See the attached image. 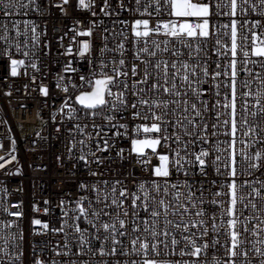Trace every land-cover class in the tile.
<instances>
[{"label": "built area", "instance_id": "2783aa9c", "mask_svg": "<svg viewBox=\"0 0 264 264\" xmlns=\"http://www.w3.org/2000/svg\"><path fill=\"white\" fill-rule=\"evenodd\" d=\"M7 2L8 0H0V37H2L0 38V145H2L0 147V157L3 158L0 159V264H34L37 257L43 259L46 264H51L52 261H55V264H85V262L87 264H117V262L119 264H132L133 261L136 264H142L143 254L133 252L130 241L137 236L151 241L150 232L153 227L158 233L167 230L170 236L167 238L168 248H165L163 243L159 244V255H154L150 250L149 258L181 262L203 261L206 264H212L214 258L228 259L224 255V248L221 246L227 239L223 228L218 233L221 243L217 244L215 248L211 246V238L214 233L209 228L207 253L202 252L198 257L182 256L180 254L182 249L185 252L191 251V246L185 247L186 242L182 237L195 233L194 238H196L199 236V230L192 228L186 232L175 229L172 225H168L166 228L163 209L159 206L156 210L160 211L161 215L155 225H153V220L150 217L148 218V224L145 225L143 219L148 216V213L137 208L138 216L133 218L130 203L126 200L125 208L129 209L128 217L121 214V218L125 219V226L120 229L117 223V228L127 234L125 236L117 235L116 240L119 243L116 244L112 243L111 237L109 240L104 241V236L107 233L102 228L99 233L96 231L101 222L111 223L114 217L102 216L101 221L95 222V228L82 218V214L76 210V201L81 196L92 198L93 206L97 210L103 208V203L97 204L95 202L96 193L92 190V185H97L102 190L100 192L101 200H103V193L111 188L115 180H120L121 186L126 187L130 192H137V195H141L142 198V194L137 191V185L149 178L150 171L145 170L136 163V154L129 155V139L124 136L115 137L113 133L116 129L106 126L108 122L104 119V116L108 114L107 110L97 109L99 114L94 118L95 123L101 125L103 130L93 129L91 127L93 119L83 115V107L75 101V95L79 91L89 90L87 85L83 88L79 87V77L83 75L87 78L92 71L98 73L96 58L101 55L99 49L105 45L109 49L104 53L105 61L108 64L105 70L109 74H111L112 67L111 58L116 60L123 58L126 62L123 69L125 71L130 68L132 63L138 64L142 69L145 65L141 63V60L150 59L154 63L156 59L161 58L169 61V64L172 60L178 59L187 61L190 64L199 63L202 67L205 66L206 62L209 74L222 71L225 63L230 58V25L233 19L236 20L238 45L236 56L238 62L237 184L239 185L247 180L250 182L251 187L260 188V183H256V181L264 182V160L261 161L259 169H248L247 165L250 161H242L239 154L240 149L243 147L240 143L241 140L252 141L264 137V113H260L255 107L254 97L248 98L250 103L249 114L247 115L248 126H255L254 135L244 136L243 132L247 131V127L241 129L239 124L241 117L244 115L240 108L242 98L239 93L247 90L240 87V81L245 79L251 81L250 88L253 92L257 89L264 90V84H261V81H264V67H261L264 58H258L251 54V40L245 42L243 39L245 36L251 37L249 29L256 31L258 35L264 38V6L261 5L260 0H248V4L245 5L248 8L247 13L242 15L238 7L235 16H231L229 14L230 7L225 6L230 5V0H207L211 4L209 37L195 39L184 37L181 41L175 37L167 36L163 30L160 33L153 32L148 37V44L150 50H152L153 41L160 43V49L156 50L157 56L149 58L147 54L141 53L139 59L135 57V53L144 44L141 42L137 45L134 40V33L131 32V25L135 19H149L151 27H155L159 23L161 29H163L162 22L164 21L175 20L177 23L180 22V18L169 15V9L164 6V0H160L162 7L159 14L156 11L155 0H141L139 12L135 11V0H108V8H104L103 0H95L91 9L78 7V0H68L67 4H63L62 0H34V3L29 5L28 8L9 9L11 14L5 15V4ZM11 2L13 4H27L28 0H11ZM86 2H90V0H86ZM194 2H199V0H194ZM121 3H123V7H121ZM216 3L222 5L219 10L215 8ZM237 3L239 5L240 0H237ZM148 4L151 5L148 8L151 15L144 12V7ZM252 5H256V7L253 8ZM61 8L66 11H61ZM101 9H104V11H101ZM93 12L96 14L93 15ZM105 12L108 14L106 15ZM257 20L260 21V25L254 26L253 21ZM76 21H80V23L77 24ZM124 21L128 23L125 24ZM25 23L28 24L27 30L25 29ZM222 25H228L229 27L223 28ZM32 27H35V33L32 32ZM88 27L93 28L91 37L77 36L76 40L72 39L75 34L74 29L82 31ZM17 30H19V34ZM33 35L36 37L35 40L32 39ZM83 39L91 41L92 51L90 55L85 54L84 57H80L78 55V42ZM217 39L221 41L220 45L216 44ZM165 40L168 41L167 45L164 43ZM121 42L124 43V55L122 57L120 50L117 49V45ZM189 43L192 45L191 48L184 47ZM17 45H19V50ZM69 45L72 46L71 54L67 52ZM197 45L200 47L199 53L196 51ZM164 47H167L169 51H162ZM217 48L220 49V53H225V55H220L216 50ZM245 50L249 51L246 67L250 69V73L247 76L243 71H240L245 67L243 63L245 60L243 51ZM173 52L176 53L175 56H173ZM25 53H27V56ZM9 56L24 61V64L18 67L16 76L11 75ZM89 59L92 60L91 64H89ZM253 61H257V63H253ZM69 62L71 67L77 70L76 72L64 70ZM33 63L37 65L36 69L31 67ZM217 63L220 64V68L216 67ZM169 72L171 74V68H169ZM257 73H259V81L256 79ZM32 77H35V80ZM59 77H63V79L61 80ZM134 79L136 78L131 77L129 73V91L126 94L129 103L133 100L132 81ZM225 79L227 78L221 76L216 78V81L221 82ZM57 83H60L61 86L57 87ZM181 83L180 78L177 77L178 89ZM65 84L69 89L67 93L63 91ZM74 84L78 87H73ZM150 84L151 81H149V85H141V87L147 88L150 87ZM41 85L47 87V96L40 92ZM212 85L213 81L210 75L207 82L202 86L203 89H207L202 93V99L208 103L209 107L207 111L202 110V117L196 118L197 123L202 125L206 122L208 124L207 135L209 140L203 145L197 141L195 148L190 147V151H199L200 147L203 146L209 152V156L205 157L204 174H201L197 165L190 169L193 174L189 177H185L183 173L174 174L171 177L173 182L177 179L184 180L187 178L193 185V191H196L201 183L203 184L204 204L202 207L206 211L203 218L208 221L209 225L211 221L208 220V217L213 212L217 213V224H219V209L217 205L211 202L214 199V193L218 189L227 191V189H220L225 177L218 175L216 166L212 163L215 155L220 154L222 159L226 158L227 151L218 153L215 148L218 146L226 149L227 145L224 141L231 142V137L224 134L227 130L226 127L218 126L215 130L212 128V124L216 123V111L223 112V109L219 106L212 107L215 99H217ZM116 90L113 88L114 92ZM224 91L225 89L222 87L221 93L223 94ZM145 95L150 96L152 94L145 93ZM155 95L160 96L161 93L157 92ZM66 98L67 103L77 109L76 114L72 117H69L67 108H64L62 112L60 111ZM163 98L171 99L173 97L164 94ZM219 98L223 102V95ZM253 110L257 112L254 117L251 115ZM130 113L131 109L123 113L124 119L120 120V123H128L129 135L134 136L133 127L135 124L144 121L140 119L133 120ZM54 115L55 119H53ZM179 115L180 113L177 111L175 116L170 113L165 119H175ZM226 118V116H222L221 120ZM76 123H80L81 127L84 124L88 125L84 133L69 132V129H74ZM113 123H116V121H113ZM173 130V127L169 125L167 134L171 135ZM97 131H100V140L108 139L109 144L112 145L106 152L96 151ZM119 131L123 132L124 129H119ZM175 131L182 135L178 127L175 128ZM213 131L217 133L215 137L212 136ZM89 133H91V141L88 139ZM185 139L187 138L185 137ZM80 140H84L85 144L81 145ZM73 141H76L74 147ZM173 147H176V145L173 144ZM119 148L125 149L124 159L116 154ZM69 149H71V152H69ZM257 150H264V144L255 143L247 149V152L251 156ZM90 152H95L96 157H100L103 162H98ZM82 155L86 157L85 160L80 159ZM149 155H151L150 151ZM152 163H156L154 157ZM243 170L250 171L251 175L246 174ZM220 171L225 173L223 168ZM90 173H96V175ZM104 181L108 182L107 186ZM213 181H216V183L213 184ZM81 183L88 185L89 188L87 190L81 189ZM251 187L245 185L240 190V194L245 196L244 203L251 199L256 204V209H252L249 205L243 211L241 219L246 216L254 217L249 222L248 227L252 229L259 224L260 235L256 236L251 231L243 233L241 229L243 233L241 239L245 241L241 247L247 250L248 256L246 261L244 257L235 258L236 264H241L242 261L245 264H260V261L264 259V256L255 251L256 247H260L264 251V243H253L257 240L264 241V200L255 197L254 194L249 197L248 193L251 192ZM261 192L264 193V188H261ZM152 195L156 194L152 193ZM199 195L200 193L196 191V196L199 197ZM157 199H159V196ZM165 199L171 205H176V201L171 196L165 197ZM183 199L182 196L181 202ZM218 199H223L227 203L228 197H219ZM62 200L64 201L63 205H61ZM45 201H47V204H45ZM33 205L38 206L40 211L34 212ZM46 206L49 208L47 214L43 212V208ZM85 207H88L87 201H85ZM198 207L200 206L198 205ZM241 207L242 205L238 203L237 208ZM5 208L8 209L7 212L4 211ZM17 210L22 211V216L15 217L11 215V212ZM104 211L115 214L118 210L112 207L110 209L105 208ZM64 212L68 213V217H64ZM74 216H81L80 228L87 229L83 233L86 237L84 243H81L78 239L80 234L76 233L73 226L72 218ZM34 218L46 221L49 229L43 230L40 226L33 225L31 221ZM167 219L176 223L181 220V217L179 214L173 215L170 207ZM64 220H67V223L63 224V232H53L51 230L60 228ZM133 222L139 225L138 231H133ZM145 227L149 229L148 232H145ZM97 235L100 236L99 240L95 238ZM173 236L178 241L174 249L171 245ZM157 239L164 241L166 238L163 235H158ZM65 241H67V247L64 246ZM102 243L105 249L104 255H101L98 251ZM197 243L199 245L200 241L198 240ZM112 247L116 249L114 255L108 254ZM136 247L139 248V243Z\"/></svg>", "mask_w": 264, "mask_h": 264}, {"label": "snow or ice", "instance_id": "6c2138e0", "mask_svg": "<svg viewBox=\"0 0 264 264\" xmlns=\"http://www.w3.org/2000/svg\"><path fill=\"white\" fill-rule=\"evenodd\" d=\"M104 8H108V0H103ZM34 0H28L27 4L16 3L13 4L11 0L5 4V15H10L11 12L9 9L19 10L20 8H28L29 5L33 4ZM63 4H67L68 0H62ZM95 0H78V7L84 9H91ZM136 9L135 11H140L141 0H135ZM156 11L159 14L160 0H155ZM262 6H264V0H260ZM248 4V0H240L238 5L237 0H230V5H225L230 7V15L235 16L237 8L241 14H246L248 8L245 5ZM151 5H145L144 12L148 15L151 13L148 12V8ZM164 6L169 9V15L180 18V22L177 23L175 20L164 21L163 29H161L160 24L157 23L155 27L150 26L149 19H135L131 25V32L134 33V40L137 45L143 42L144 46L139 47L135 53L137 59L140 58L141 53L147 54L149 58H155L157 56V51L160 49V43L153 41V48L150 50L148 44V37L151 33L156 32L160 33L161 30L171 37H175L178 40L183 41L184 37L188 38H198L203 37L207 38L210 35V24L209 16L211 14V4L207 0H199V2H194V0H164ZM123 7V3H121ZM222 7L220 3L215 4V8L219 10ZM253 8L256 5H252ZM38 10V9H37ZM61 11H66L64 8H61ZM104 11V9H101ZM96 13L93 12V15ZM107 15L108 13L105 12ZM77 24L80 21H76ZM123 23L127 24V21ZM254 26H259L260 21H253ZM223 28H228V25H222ZM28 24L25 23V29L27 30ZM231 45H230V58L225 63L222 71H216L209 74L208 68L206 66H201L199 63L190 64L187 61H180L174 59L169 64V61L164 59H156L154 63L150 59L141 60V63L145 65L142 69L136 63H132L130 68L125 71V60L123 58L116 60L115 58L110 59L111 74L108 73L105 69L108 67V64L105 61L104 53L109 51L107 45L99 49L101 55L97 59L98 64V73L96 71L90 72L89 77L81 75L80 88H83L85 85L88 86L89 90L79 91L75 95V101L79 105L83 106V115L85 117H91L93 122L91 127L93 129H102L101 125L95 123V117L99 113L97 112L98 108L106 109L108 114L104 116V119L108 122L106 126L110 128H115L116 131L113 133L115 137H127L130 141L129 155L136 154V163L142 166L145 170L150 171V176L148 179L139 182L137 185V191L142 194L137 195V192H130L126 187L121 186L120 180H115L108 191L103 193V200H101L100 192L102 191L97 185H92V190L96 193L95 202L97 204L103 203V208L97 210L93 206V199L85 196H81L79 200L76 201V210L82 214V218L88 222L93 228L96 227L97 221H101L102 216L114 217L112 222H101L100 227L96 229L99 233L102 228L107 235L104 236V241L109 240L111 237L112 243L116 244L119 241L116 240V236H125L127 233L125 231H120L117 228V223L119 224L120 229H123L125 226V219L121 218V214L124 217H128L129 209L125 208V201H129L130 208L132 212V217L135 218L138 216L137 208L142 209L144 212L148 213V216L143 219L145 225L148 224V218H152L153 225H155L157 219L160 217L161 212L157 211L156 208L159 206L163 209V215L165 217V226L172 225L175 229H181L182 231H190L192 228L199 230V236L194 238L195 233L191 235L183 236L182 239L186 242L185 247L191 246L190 252H185L181 250V255H189L193 257H198L201 253H207L209 248V240L207 239L209 235V228L213 231V236L211 238V246L216 247L217 244H220L218 233L220 229L223 228L224 232L227 235V239L221 245L224 248V255L228 259H213L212 264H236L237 257H244L245 261L248 256L247 250L243 249L241 246L245 243L241 239L243 233L251 231L256 236L260 235L259 224H257L252 229H249V222L254 219L252 216H246L241 219L243 216V211L251 205L252 209H256V204L249 199L247 203H244L245 196L240 194V190L245 186L251 184L249 181L244 180L241 184H237V149H236V134L238 132L237 128V78H238V69H237V21L232 20L231 25ZM32 32L35 33V27H32ZM75 34L72 39L76 40L77 36L80 37H91L93 34V28L88 27L82 31L75 30ZM251 32V37H243L244 41L247 42L251 40L250 52L258 58H264V38L257 34L256 31L249 29ZM19 34V30H17ZM218 32V30H217ZM2 38V37H0ZM33 40L36 39L35 35L32 37ZM106 39V38H105ZM167 45L168 41H164ZM221 41L216 40V44L220 45ZM186 48H191V43L184 45ZM19 50V45H17ZM117 49L120 50L121 57L124 55V43L121 42L117 45ZM220 53V49H216ZM92 43L89 39H83L78 42V55L84 57L85 54H91ZM164 52H168L169 49L164 47L162 49ZM197 53L200 51L199 45L196 48ZM67 52L72 53V46L69 45ZM27 56V53H25ZM176 53L173 52V56ZM182 55V53H181ZM191 55V53H189ZM220 55H225V53H220ZM243 56L245 60L243 61L245 67L240 69L247 76L250 73V69L246 67L248 63L249 51H243ZM11 60V75L16 76L18 74V67L24 64L23 60L13 59L9 56ZM92 63V60L89 59V64ZM257 63V61H253ZM179 64V66H177ZM33 69L37 68V65L33 63L31 65ZM217 68H220V64L217 63ZM261 67H264V62H261ZM169 68L172 69L170 74ZM65 71L76 72L77 70L71 67V63L65 66ZM129 73L131 77H135L132 81V97L133 100L129 103L127 98V92L129 91ZM211 75L213 81L212 88L214 90V95L217 97L215 99L213 108L219 106L223 109V112L217 110L215 113L216 123L212 124V128L215 130L218 126L226 127L225 135L231 137V142L224 141L227 145L226 149L215 148V151L218 153H224L227 151V157L222 159V155L218 154L214 156L212 160L213 165L216 166V172L218 175L224 176L225 179L220 185V189H227V191L217 190L214 193V199L211 201L213 204L217 205L219 209V224H217V213L213 212L208 217V220L211 221L209 225L203 217L206 215L205 209L202 207L204 204V186L201 183L200 187L196 190L200 193L199 197L196 196V191H193V185L186 178L184 180L177 179L175 182L172 181L171 177L174 174L183 173L185 177H189L193 173L190 172V169L199 166L200 172L204 174V167L206 165L205 157L209 156V152L203 147H200L199 151H190L191 148H195L197 141L201 145L208 142L209 137L207 135L208 124L205 122L202 125L197 123L196 118L202 117V110H208V103L202 99V93L207 91L203 89V85L207 82V78ZM224 76L227 79L217 82L216 78ZM177 77L180 78L182 82L180 88L177 86ZM35 80V77H32ZM63 79V77H59ZM256 79L259 81V73L256 74ZM150 87H141V85H149ZM251 81L245 79L240 81V87L247 89L239 93L241 99L240 108L244 115L241 117L239 124L241 129L247 127V131L243 132L244 136H249L250 134L254 135V125L248 126L249 121L247 115L249 114V97H254L255 107L259 110L260 113H264V90L257 89L253 92L250 88ZM261 84H264V81H261ZM57 87H60V83H57ZM73 87H78L73 85ZM224 88L225 91L221 93V88ZM113 88L117 89L115 92ZM186 89V90H180ZM63 91L67 93L69 91L67 84L63 86ZM40 92L45 96L48 95L47 87L41 85ZM160 92V96H156L155 93ZM145 93H151L152 95L146 96ZM164 94L173 97L171 99H164ZM223 95V102L219 98ZM139 105V108H138ZM199 105V106H198ZM171 106V107H170ZM64 108L68 109L69 117H72L76 114L77 109L72 105L67 103V98L65 99L64 104L62 105L60 111L62 112ZM131 109L130 116L133 120L140 119L144 122L135 124L132 131L135 135H129L128 123H120V120L124 119L123 113H126ZM179 111L180 115L176 116L175 119H165L169 116L170 113L175 116ZM143 113V114H142ZM257 112L253 110L251 115L256 116ZM222 116H226V119L221 120ZM55 119V115L53 116ZM116 121V123H113ZM171 125L173 127V132L171 135H168V127ZM88 127L87 124H84L81 127L80 123H76L74 129H69V132L76 131L79 133H84V130ZM180 129L178 134L175 131V128ZM119 129H124L123 132H120ZM59 131V129H57ZM217 135L216 131L212 132V136ZM97 143L96 151L97 152H106L112 145L109 144L108 139L100 140V131L96 132ZM185 137L187 139H185ZM91 133L88 134V139L91 141ZM14 143V141H13ZM76 141H73V147L75 146ZM81 145L85 144L84 140H80ZM240 143L243 147L240 149L239 154L242 158V161H250L248 163V169H259L261 167V161L264 160V150H257L253 155H249L247 149H249L253 144L260 143L264 144V137L259 140L245 141L241 140ZM173 144L176 147H173ZM2 147V145H0ZM159 149V150H158ZM14 150V149H13ZM149 151L151 155H149ZM71 152V149H69ZM124 148H119L117 151V156L124 159ZM92 156L100 163L103 161L100 157H96L95 152H90ZM153 157L156 160V163L153 164ZM14 158V157H13ZM0 159H3L0 157ZM81 160H85V156L80 157ZM223 168L225 173H221L220 169ZM246 174L251 175L250 171L243 170ZM91 175H96V173H90ZM155 177V178H153ZM230 178V179H228ZM107 181H104V184L107 186ZM135 183V181H134ZM216 181H213L215 184ZM260 183V188L251 187V192L248 193L249 197H252L253 194L255 197H259L261 200H264V193L261 192V188H264V182L256 181ZM80 188L87 190L88 185L83 183L80 184ZM155 193L156 195H152ZM159 196V199L157 197ZM171 196L172 199L176 201V205H171L170 202H167L165 197ZM184 197L181 202V197ZM228 197L227 203L223 199H218L219 197ZM110 200V202H109ZM85 201H87L88 207H85ZM139 202V203H138ZM241 204V208H237V205ZM47 204V201H45ZM64 204V201H61V205ZM198 205L200 207H198ZM115 207L118 211L113 214L110 211H104L105 208ZM172 209V214H179L181 220L179 222L173 223V221L167 219L169 216V208ZM151 209V210H150ZM5 212L8 211L7 208L4 209ZM33 211L39 212L40 208L36 205H33ZM43 212L47 214L49 208L46 206L43 208ZM22 211L17 210L11 212L12 216L20 217L22 216ZM64 217H68V213L64 212ZM187 217V219H185ZM73 226L75 227L76 233H79L78 239L81 243L86 242V237L84 232L87 229H81L79 221L81 216H74ZM31 223L33 225L40 226L43 230H48L49 225L46 221L41 219L34 218ZM67 223V220L62 221V226L60 228L51 229L53 232H63V224ZM7 226V225H6ZM243 230V233L241 232ZM139 225L133 222V231H138ZM145 232H148L149 229L145 227ZM152 240L149 241L147 238L141 239L137 236L135 239H132L130 243L132 244V251L143 254L142 264H206L203 261H171V260H157L154 258H149V252L158 256L159 249L158 245L163 243L165 248H168L167 238L170 236V233L165 230L162 233H158L155 230V227L150 232ZM158 235H163L166 239L160 241L157 239ZM97 240L100 239V236L95 237ZM200 241L199 245L197 241ZM139 243V248L136 247ZM178 241L173 236L171 238V245L173 249L177 245ZM253 243L259 244L264 243V241H254ZM65 247H67V241H65ZM82 250V249H81ZM101 255L105 254V249L103 243L98 249ZM255 251L261 256H264V251L260 247H256ZM116 253L115 247H112L108 254L114 255ZM59 254V253H58ZM127 254V253H124ZM167 255V253H165ZM174 254V252H173ZM34 264H46L43 259L36 258ZM51 264H55V261H52ZM87 264V262H85ZM119 264V262H117ZM132 264H136L135 261ZM241 264H245L244 261ZM260 264H264V259L260 261Z\"/></svg>", "mask_w": 264, "mask_h": 264}, {"label": "water", "instance_id": "95a60500", "mask_svg": "<svg viewBox=\"0 0 264 264\" xmlns=\"http://www.w3.org/2000/svg\"><path fill=\"white\" fill-rule=\"evenodd\" d=\"M78 103V102H77ZM79 104V103H78ZM81 106V105H80ZM81 107H83V106H81Z\"/></svg>", "mask_w": 264, "mask_h": 264}]
</instances>
